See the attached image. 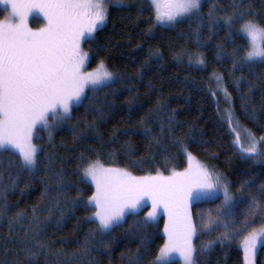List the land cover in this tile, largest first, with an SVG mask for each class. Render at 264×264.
<instances>
[{
	"label": "trees",
	"instance_id": "16d2710c",
	"mask_svg": "<svg viewBox=\"0 0 264 264\" xmlns=\"http://www.w3.org/2000/svg\"><path fill=\"white\" fill-rule=\"evenodd\" d=\"M120 1L123 4L110 8L106 24L85 42L89 67L103 61L117 74L115 82L95 94L87 91L81 104L73 108L71 119L51 140L45 130L38 131L35 145L42 151L38 174L31 179L26 172L16 179V158L0 155V205L8 206L7 215L0 219V264H15L18 246L12 241L23 239L25 231L32 235L33 209L40 238L53 252L47 257L48 264H67L95 230L96 225L86 219L92 213L84 209L94 188L80 171L82 153L99 158L105 167L152 176L187 166V154L177 146L181 143L230 183L236 200L233 218L241 224L251 202L246 195L240 199V185L251 181L257 196L264 185V164L242 158L222 114L229 104L223 99L225 92L238 121L253 134L264 135V63L233 67L234 54L243 56L247 47L246 39L237 33L239 21L231 33L223 21H209L210 11L219 17L235 10L264 27V0H202L199 18L181 20L174 27L158 25L147 0ZM41 24L32 22L33 26ZM141 120L152 130L148 135L141 129ZM57 174L62 183L54 178ZM219 207L216 201L197 202L194 215L206 220L209 210L215 216ZM20 211L25 213L24 226L14 225L10 234L8 219ZM144 214L127 216L122 227L105 235L104 240L112 241L109 248L97 236L94 250L82 258V264H127L129 254L139 255L141 264H154L166 242L164 218L143 226ZM225 222L231 225L232 218ZM249 222L259 228L264 213L254 214ZM221 233L222 226L220 231H199L194 240L195 264H244L240 237L221 243ZM58 252L66 257L58 260ZM40 264H45L44 257ZM173 264L181 263L174 260ZM256 264H264V248L258 250Z\"/></svg>",
	"mask_w": 264,
	"mask_h": 264
},
{
	"label": "snow or ice",
	"instance_id": "6c2138e0",
	"mask_svg": "<svg viewBox=\"0 0 264 264\" xmlns=\"http://www.w3.org/2000/svg\"><path fill=\"white\" fill-rule=\"evenodd\" d=\"M147 2L160 25H174L179 19L200 17L201 0ZM119 3L117 0V6ZM0 4L6 11L10 8L8 15L0 21V155L16 158L19 167L16 179L24 172L31 179L38 174L42 151L33 143L35 130H46L51 140L52 131L71 119L73 108L82 102L86 91L95 94L115 82L114 74L103 61L93 71H87L88 56L81 50V43L91 40L93 33L103 27L107 19L106 0H0ZM33 12L41 14L45 21V26L38 31H33L28 24ZM209 21L210 24L223 21L229 33L239 21L237 33L246 39L247 47L243 56L234 54L233 67L236 63H264V27L254 18L246 17L243 12L237 15L235 10L231 15L214 17V12L210 11ZM203 62L199 60V63ZM99 115L102 118L104 113ZM228 123H232L231 114ZM146 125L147 121L141 120V129L148 135L152 130ZM249 141L241 143L237 136L233 142L242 158L260 160L264 157V136L257 140L250 135ZM177 146L191 161L192 155L187 148L181 143ZM80 159L83 177L95 186L84 209L92 213L86 219L96 228L85 237L72 258L67 259V264H82V258L90 256L94 250L93 241L97 236L103 247H111L112 241L104 240V236L122 227L127 216L142 211L146 212L143 226H151L162 215L167 217L164 225L166 242L158 250L154 264H173L177 256L183 264H195L193 239L198 228L191 206L200 200L219 199L221 194L223 200L215 210L216 215L213 216L211 210L206 220L201 215V226L217 231L222 226L221 237H218L221 243L239 236L245 264H255L258 250L264 248V222L258 229L249 222L254 214L264 213V185L260 186L258 196L251 181L240 185V199L246 195L251 202L241 224L233 218L236 200L225 178L204 166L197 165L193 170L190 165L184 172L173 171L169 176L159 172L155 176H134L122 168L105 167L99 158L91 159L82 153ZM54 178L63 182L59 174ZM72 206L77 205L73 202ZM7 213V204L0 205V219ZM229 218H232L231 225L225 222ZM24 223L23 211L9 217L10 234L14 225L23 228ZM29 230L31 236L25 231L20 241L13 238V244L18 246L15 264H40L41 257L48 264L47 257L53 252L40 238L41 228L35 209ZM55 255L58 260L66 257L62 252ZM21 256L23 259H19ZM127 264H141L139 255L129 254Z\"/></svg>",
	"mask_w": 264,
	"mask_h": 264
},
{
	"label": "rangeland",
	"instance_id": "374dc122",
	"mask_svg": "<svg viewBox=\"0 0 264 264\" xmlns=\"http://www.w3.org/2000/svg\"><path fill=\"white\" fill-rule=\"evenodd\" d=\"M201 2H202V0H201ZM121 4H123V3L120 1L119 6H120ZM114 6H117V0H106L107 17H108V13H109L110 8H111V7H114ZM8 11H10V8L8 9ZM8 11H6V10H5V7H4L2 4H0V21L4 20V18L8 15ZM184 19H187V18H184ZM184 19H179L174 25H161V26H163V27H174L179 21L184 20ZM33 21H35V22H39V21H41V22H43V24H41V25H39V26H33V25H32V22H33ZM106 22H107V19H106L104 25L106 24ZM28 24H29V27H30L33 31H38V30H40L41 28H43V27L45 26V21H44L43 16H42L41 14H39V13H31L30 16H29V18H28ZM157 24H158V23H157ZM104 25H103V26H104ZM158 25H160V24H158ZM100 28H101V27H100ZM98 29H99V28H98ZM98 29H97V30H98ZM95 33H96V32L93 33L92 38H93V36H94ZM85 42H86V41H84V42L81 43V50H82L84 53H86L87 56H88V60L86 61V70H87V71H93L97 66L94 67V68H90V67H89V63H90V58H91V57H90V53H89V51L85 48ZM104 64H105V63H104ZM105 67H106L109 71H111V72L114 74V77H115V79H116V78H117V74H116L114 71L110 70V69L107 67L106 64H105ZM220 79H221V78H220ZM221 81H222V79H221ZM218 84L221 85V82H218ZM220 88H222V86H221ZM86 92H87V91H86ZM85 95H86V93H85ZM83 99H84V98H83ZM83 99H82V101H83ZM223 99H224V101H225L226 103H229V104H230L229 97H228V95H227L225 92L223 93ZM80 104H81V103H80ZM229 104L225 106L224 112H222V114H223V117L227 120V122H228L229 114H231L232 123H231V124L228 123V125H229V127H230V129H231V131H232V133H233V135H234V140H236L237 136H239L240 142L246 144V143L250 142V141H249V136H250V135L255 136L257 140H259L260 137L264 136V135H262V136H257V135H255V134H253L250 130H248L246 127H244V126L238 121V119H237L235 113H233V110H232V108H231V106H230ZM65 123H66V122H65ZM65 123L62 124L60 127L55 128V129L52 131V134H53L56 130H58L59 128H61L62 126H64ZM39 130H43V129L38 128L37 130H35V132H34V138H33V143H34V144H35V138H36V136H37ZM45 131H46V130H45ZM46 132H47V131H46ZM47 133H48V132H47ZM234 145L237 147V145H236L235 143H234ZM237 148H238V147H237ZM255 161L264 164V157L260 158V160H258V161H257V160H255ZM190 165H191V167L193 168V170L195 169V167H196L197 165H201V166H204V167L208 168L209 170L215 172L216 174H219V175H221L222 177H224V176H223L218 170L214 169L213 167L207 165L206 163H204V162H202V161H199V160H198L197 158H195L193 155H192V160H191V161H189V158H188V156H187V166H186L184 169L179 170V171H176V172H184L186 169H188V168L190 167ZM171 174H172V172H171V173H168V174H161V175L169 176V175H171ZM152 176H155V175H152ZM224 178H225V177H224ZM86 181H87V180H86ZM87 182L90 183L89 181H87ZM225 182L229 185L230 191L232 192V190H231V186H230V183L226 180V178H225ZM92 185H93V184H92ZM93 188H94V192H95V186H94V185H93ZM232 194H233V192H232ZM233 196H234V195H233ZM222 200H223V196H222V194H221V196H220L219 199H213V200H200V201H197V202H203V201H207V202H209V201H216V204H217V205H221ZM197 202H196V203H197ZM196 203L192 204L191 207H192L193 221H194V223L197 225V228H198L197 234H198L199 231L202 230V229H204V228H203V227L201 226V224H200V216H201V215H198L197 217L194 215V207H195V204H196ZM145 215H146V212H145L144 216H145ZM160 217H161V216H160ZM162 217L164 218V224H165V223L167 222V217L164 216V215H162ZM157 221H158V220H157ZM157 221H156V222H157ZM257 229H258V228H257ZM164 235H165V233H164ZM165 238H166V235H165ZM195 238H196V236H195L194 239H193V245H194V247H195V243H194ZM240 243H241V242H240ZM175 260H177V261H179L181 264H183V261L180 260V258H179L178 256L175 258ZM244 264H245V262H244ZM255 264H256V260H255Z\"/></svg>",
	"mask_w": 264,
	"mask_h": 264
}]
</instances>
